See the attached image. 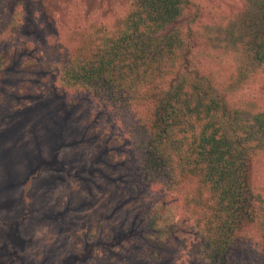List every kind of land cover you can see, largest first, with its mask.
Instances as JSON below:
<instances>
[{
  "label": "trees",
  "instance_id": "obj_1",
  "mask_svg": "<svg viewBox=\"0 0 264 264\" xmlns=\"http://www.w3.org/2000/svg\"><path fill=\"white\" fill-rule=\"evenodd\" d=\"M244 1L224 34H214V16L199 21V0H123L106 21L75 8L39 66L124 122L139 181L161 194L145 237L164 208L181 210L190 264H264V110L233 106L208 72L228 52L239 80L264 63V0ZM7 6L0 0V28L13 37L22 13ZM11 59L0 57V78Z\"/></svg>",
  "mask_w": 264,
  "mask_h": 264
},
{
  "label": "rangeland",
  "instance_id": "obj_2",
  "mask_svg": "<svg viewBox=\"0 0 264 264\" xmlns=\"http://www.w3.org/2000/svg\"><path fill=\"white\" fill-rule=\"evenodd\" d=\"M199 1V21L214 16L219 34L246 9L244 0ZM122 6L123 0H8L5 11L16 8L22 17L13 37L0 28V57L12 58L0 78V264L191 262L193 239L179 229L181 210L164 208L155 235L145 237L161 194L139 181L122 120L91 96L59 87L39 67L68 11L82 8L84 18L106 21ZM235 56L228 52L208 72L217 70L220 92L233 106L249 115L263 111L264 63L240 81Z\"/></svg>",
  "mask_w": 264,
  "mask_h": 264
}]
</instances>
